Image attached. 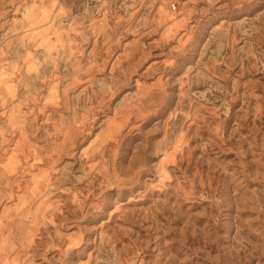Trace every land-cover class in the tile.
<instances>
[{
	"label": "rangeland",
	"instance_id": "1",
	"mask_svg": "<svg viewBox=\"0 0 264 264\" xmlns=\"http://www.w3.org/2000/svg\"><path fill=\"white\" fill-rule=\"evenodd\" d=\"M0 264H264V0H0Z\"/></svg>",
	"mask_w": 264,
	"mask_h": 264
},
{
	"label": "built area",
	"instance_id": "2",
	"mask_svg": "<svg viewBox=\"0 0 264 264\" xmlns=\"http://www.w3.org/2000/svg\"><path fill=\"white\" fill-rule=\"evenodd\" d=\"M173 8H176V5L175 4L173 5Z\"/></svg>",
	"mask_w": 264,
	"mask_h": 264
}]
</instances>
